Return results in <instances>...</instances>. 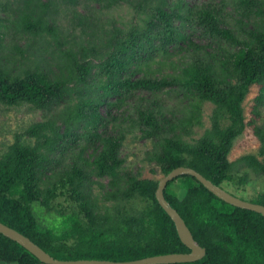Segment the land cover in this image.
<instances>
[{"label": "trees", "instance_id": "16d2710c", "mask_svg": "<svg viewBox=\"0 0 264 264\" xmlns=\"http://www.w3.org/2000/svg\"><path fill=\"white\" fill-rule=\"evenodd\" d=\"M91 2L102 9L128 4L142 15V24L106 25L88 10ZM0 8L9 14L11 29L1 33L0 17V105L28 103L44 113L25 131L34 143L16 140L0 158V222L55 259L124 262L191 252L156 198L159 180L125 170L121 148L134 129L152 141L148 160L164 176L189 167L228 192L225 184L243 170L239 185L248 184L250 173L264 176V122L254 127L259 157L229 160L247 128L244 100L253 85L264 84V0H0ZM66 12L71 25L63 27ZM180 20L189 23V35ZM194 32L203 46L194 43ZM184 41L195 47L191 66L183 75H156V57L169 58ZM176 87L187 101L183 117L168 116L157 100ZM138 94L154 99L142 98L144 104L124 115L127 125H117L122 105ZM263 99L261 93L259 103ZM203 102L216 106L212 125L199 139L186 140L202 126ZM178 180L182 198L170 190ZM59 190L76 207L57 210L54 221L43 225L33 204L53 210ZM165 196L206 249L198 261L173 264H264L262 214L223 201L192 175L171 181ZM250 202L264 205V193ZM0 264L46 263L0 232Z\"/></svg>", "mask_w": 264, "mask_h": 264}, {"label": "rangeland", "instance_id": "374dc122", "mask_svg": "<svg viewBox=\"0 0 264 264\" xmlns=\"http://www.w3.org/2000/svg\"><path fill=\"white\" fill-rule=\"evenodd\" d=\"M211 0H184L186 4H202ZM214 2L218 0H212ZM170 5H175L177 0H169ZM88 5V4H85ZM89 9L94 11V15L101 18V21L107 25V23H115L118 27L122 29H129L133 25L142 24V15L138 11L128 5L123 4L121 6L111 8V9H102L98 4L91 2L89 3ZM80 12H84L83 7L79 8ZM227 17L231 16L230 10L226 11ZM0 17L4 19L3 25L1 28V33L6 31L10 34L11 29L8 26L6 21L9 18V14L6 11H2L0 8ZM65 19L62 20V26L65 27L69 22H71L72 15L69 12H66ZM178 24L182 28H185L188 35L191 33L188 31L189 23L186 24L183 21H179ZM7 25V28L4 26ZM69 25H71L69 23ZM71 28V27H70ZM76 34L79 35V30L76 31ZM195 34V35H194ZM194 43L200 44L201 38L198 32L193 33ZM205 43V42H204ZM4 44V53H9V38L6 37L3 40ZM21 46L24 45V41H21ZM203 46V44H200ZM212 49H209L211 52L214 51L216 44H211ZM191 47V48H190ZM192 48L189 41H184L183 44H180L176 49L170 50L169 58L164 60L161 57H156L159 64H154L153 68L156 75H165V76H179L183 75L184 71L188 66H191L192 59ZM217 54V53H216ZM23 68L22 66H17L16 71ZM179 88H174L171 91L164 92L160 94L157 100L161 101L163 106L168 109V116L171 115V112L175 113L178 117H183L188 113L187 101H185L179 95ZM264 94V84H255L250 88L248 95L246 96L243 107L244 114L247 123L246 131L239 136L235 141L232 147L231 153L229 154V160L235 161L240 157L248 154H254L259 157L260 155V146L261 142L256 137L254 133V127L261 126L264 122V99L259 103L258 97ZM147 94H138L137 97L127 100L121 107L118 119L116 124L127 125L124 123V115L132 110V107H135L139 101L144 104L142 98L148 97L150 100L154 98L149 97ZM202 107V126H196L193 129V136H185L186 140L199 139L204 132L209 129L212 125L211 118L213 116L214 110L216 109L215 104L212 102H203ZM106 108H103L102 111L105 113ZM117 112V113H119ZM115 115V114H114ZM44 119L43 111L36 109L33 105L28 103L22 104L17 107H5L0 105V158L9 150V147L20 140L24 144H33L34 139L27 137L25 131L34 123L39 122ZM127 123V122H126ZM112 127V124H111ZM153 144L151 140L144 139L142 133L139 129H134L126 134V138L123 142L121 148V156L125 159V170L130 171L133 174H140L141 178L144 179H154L160 180L164 177V174L161 173L159 167L155 162L148 160V153L152 150ZM91 153L85 154V157L88 158V155ZM246 170L241 171L234 182L225 184L226 187L232 191L230 192L234 196H237L245 201H251L256 198L259 193H264V176L256 177L250 173V180L246 185H239L237 181ZM96 178V177H95ZM98 180V179H97ZM100 182L107 183V179L100 180ZM184 184L178 180L170 186L172 192H177L182 198L184 196ZM94 192L98 194L100 189L98 186H95ZM59 196L54 201V209L48 210L43 208L38 202L33 204V208L41 224L50 225L54 219L58 216L57 210L67 212L71 211L76 207V202L71 198L70 195H67L65 191L59 190ZM136 207H142V204H136Z\"/></svg>", "mask_w": 264, "mask_h": 264}, {"label": "water", "instance_id": "95a60500", "mask_svg": "<svg viewBox=\"0 0 264 264\" xmlns=\"http://www.w3.org/2000/svg\"><path fill=\"white\" fill-rule=\"evenodd\" d=\"M192 175L197 178L204 186L214 193L218 198L223 201L244 209L258 212L264 216V205L245 201L237 196H234L224 188L214 184L211 180L204 177L201 173L195 169L189 167H178L171 171L168 175H165L159 180V185L156 191V198L162 208L168 213V215L174 221L178 234L182 242L191 249L189 253H173L166 255L152 256L135 261H101V260H79V261H62L55 259L49 253L44 251L41 247L35 244L30 238L23 235L21 232L5 225L0 222V232L5 236L17 241L19 244L28 249L42 262L46 264H173V263H185L195 262L202 259L206 255V249L200 246L194 239L190 229L187 227L184 219L180 213L171 206L165 196V189L171 181H174L180 176Z\"/></svg>", "mask_w": 264, "mask_h": 264}]
</instances>
